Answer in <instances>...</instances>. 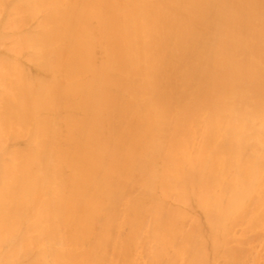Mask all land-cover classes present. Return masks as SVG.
<instances>
[{"label":"bare ground","instance_id":"obj_1","mask_svg":"<svg viewBox=\"0 0 264 264\" xmlns=\"http://www.w3.org/2000/svg\"><path fill=\"white\" fill-rule=\"evenodd\" d=\"M0 264H264V0H0Z\"/></svg>","mask_w":264,"mask_h":264}]
</instances>
